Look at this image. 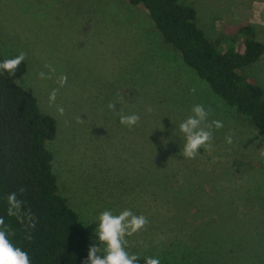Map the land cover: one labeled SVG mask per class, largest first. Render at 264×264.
I'll use <instances>...</instances> for the list:
<instances>
[{
	"label": "rangeland",
	"instance_id": "obj_1",
	"mask_svg": "<svg viewBox=\"0 0 264 264\" xmlns=\"http://www.w3.org/2000/svg\"><path fill=\"white\" fill-rule=\"evenodd\" d=\"M180 1L196 9L220 52H243L240 29L248 25L264 43V0ZM0 49L6 57L25 53L18 83L57 120L48 142L53 169L83 223L106 208H130L148 219L128 238L140 256L160 264H264V136L164 42L143 5L0 0ZM240 72L264 89V54ZM196 104L208 110L209 124L224 127L213 126L211 146L187 159L173 129ZM132 113L137 126L119 123ZM86 227L93 237L95 222Z\"/></svg>",
	"mask_w": 264,
	"mask_h": 264
},
{
	"label": "trees",
	"instance_id": "obj_2",
	"mask_svg": "<svg viewBox=\"0 0 264 264\" xmlns=\"http://www.w3.org/2000/svg\"><path fill=\"white\" fill-rule=\"evenodd\" d=\"M128 1L143 5L164 42L264 136V89L240 72L264 54V43L255 39L252 26L240 29L245 36L243 52H220L198 26L194 7L180 0ZM26 71L24 60L15 74H0V217L33 264H83L93 237L60 193L54 154L48 148L57 136V120L44 113L36 96L18 83ZM11 192L23 201L20 219L6 215L4 197ZM140 257L144 264V256Z\"/></svg>",
	"mask_w": 264,
	"mask_h": 264
},
{
	"label": "clouds",
	"instance_id": "obj_3",
	"mask_svg": "<svg viewBox=\"0 0 264 264\" xmlns=\"http://www.w3.org/2000/svg\"><path fill=\"white\" fill-rule=\"evenodd\" d=\"M25 53L21 52L15 56L0 59V74H15L16 70L25 60ZM43 76L44 74L41 73ZM67 82V76L60 78L63 86ZM56 99V90L49 96L50 102ZM114 104L108 107L114 108ZM59 111L63 113V108ZM208 110L202 104H196L191 109V115L183 119L178 125V133L183 143L180 149L182 155L187 159H193L201 150L211 146L213 140V126L215 129L224 127L220 120L208 123ZM140 116L136 113L120 114L119 123L133 128L138 125ZM228 143L232 142L231 136L225 137ZM6 201V215L8 217L21 218L23 201L18 199L15 192L8 193ZM95 222L92 229L93 239L87 250V256L83 264H140L141 257L129 248L128 238L140 232L148 223L143 214H136L130 208L113 210L106 208L99 214L84 223L87 226ZM14 233L11 232L3 217H0V264H33L30 253L13 240ZM144 264H160L158 257L145 256Z\"/></svg>",
	"mask_w": 264,
	"mask_h": 264
}]
</instances>
